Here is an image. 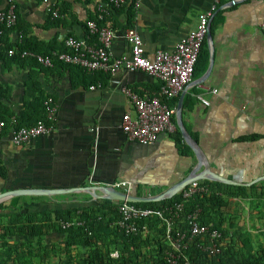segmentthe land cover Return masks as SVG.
Returning <instances> with one entry per match:
<instances>
[{"label":"crops","instance_id":"0c3cea01","mask_svg":"<svg viewBox=\"0 0 264 264\" xmlns=\"http://www.w3.org/2000/svg\"><path fill=\"white\" fill-rule=\"evenodd\" d=\"M68 1L69 13L53 24L49 13L54 0H17L19 26L43 42H63L67 36L85 39L86 21L106 0ZM130 4L127 0L118 11L107 9L112 12L110 24H117L109 48L112 57L130 53L124 37ZM209 10L210 37L202 44L195 76L184 90L181 121L212 171L242 183L231 185L249 186L264 180L260 178L264 177V32L260 27L264 0H139L133 8V27L140 33L145 55L152 59L157 50L171 51L196 27L199 14ZM17 37L18 33H11L12 40ZM42 68L0 62V84L11 89L6 104L13 112L22 107L29 74L56 105L49 132L32 136L21 146L13 144L9 133L1 137L0 164L6 176H0V192L60 190L9 197L1 201L8 210L41 213L87 207L101 200L94 195L99 193L96 189L117 181L130 182L135 193L154 195L181 180L196 164L194 153L183 155L170 133L142 144L129 140L123 131L122 115H135L124 88L142 96L155 95L159 83L150 74L119 69L114 74L83 75L62 63ZM196 93L209 103H201ZM180 94L170 107L176 127ZM254 134L258 138H248ZM228 210L252 238V232L264 235L257 215L249 213L247 200L233 198ZM44 242L62 245V235L51 233Z\"/></svg>","mask_w":264,"mask_h":264},{"label":"trees","instance_id":"16d2710c","mask_svg":"<svg viewBox=\"0 0 264 264\" xmlns=\"http://www.w3.org/2000/svg\"><path fill=\"white\" fill-rule=\"evenodd\" d=\"M82 1V0H72ZM89 1V0H84ZM107 1V0H106ZM127 8L128 18L125 29L133 27L134 2L130 0ZM58 5L59 16L52 17L51 23L57 24L64 15L70 11L68 0H54V7ZM1 7H7V0H0ZM125 7V5L123 4ZM122 6V7H123ZM118 11V8H113ZM12 27L0 26V62L2 65L32 66L43 69L36 59L32 57H20L24 50L41 55H52L53 51H70L63 42L38 41L29 36L26 27L19 26V14ZM112 12L107 10L102 19H98V12L89 19L95 20L101 26H107L111 30L117 28L109 22ZM88 43L97 44L96 35L89 33L85 24ZM18 33L17 39L12 40L11 33ZM66 38V37H65ZM205 44V43H204ZM202 47V46H201ZM13 49L14 54L9 55L8 50ZM201 51L194 67L193 77L197 70ZM55 63L78 68L81 74L88 72L78 66L66 64L53 59ZM51 66V67H52ZM93 73H104L96 71ZM107 74V73H105ZM25 94L22 107L18 113L13 112L6 100L10 96L11 89L0 84V120L6 123L4 134H10L11 130L25 126L35 125L39 121L50 124L47 118V110L44 102L48 98L43 89L37 84L35 76L29 74L24 83ZM159 94V86L157 93ZM178 97V96H177ZM172 107L177 98L161 99ZM14 119V120H13ZM172 120L174 118L172 117ZM177 148L183 155H192L193 152L185 144L178 127L170 133ZM249 139L258 138L257 134ZM0 176L5 178L4 167L0 164ZM207 186V192L194 194L184 203L183 210L176 219L174 229L187 231L185 216L196 208L200 209L199 221L202 224H211L220 236L217 239L206 237L207 242L216 243L219 252L211 254L202 250L200 243L194 239L184 250L185 256L194 264H264V242L253 243L249 231L237 221V218L229 214V204L233 198L247 200L249 213L257 215V221L264 227V180L249 186L231 185L218 181L200 180ZM137 195L142 192L137 191ZM180 193L161 201L136 202V206L143 208L161 209L162 207L180 201ZM119 201L101 199L97 203L87 207L53 210L41 213H25L19 210L10 211L8 206L0 203V264H168V253L173 250L164 237V222L155 215H150L137 220V231L125 233L117 229L113 224L119 217ZM61 221H73L68 228L61 226ZM82 224H78L77 222ZM51 233L62 235V245L59 243L44 242L46 236ZM249 236V237H247Z\"/></svg>","mask_w":264,"mask_h":264},{"label":"built area","instance_id":"2783aa9c","mask_svg":"<svg viewBox=\"0 0 264 264\" xmlns=\"http://www.w3.org/2000/svg\"><path fill=\"white\" fill-rule=\"evenodd\" d=\"M43 1L47 2L48 0ZM126 1L107 0L106 3L98 4V19L103 18V14L109 7H121ZM138 1L133 0L134 4ZM59 8L58 5H55L50 9L52 17L59 16ZM211 17L212 10L199 14L194 29L181 37L171 51L157 50L152 59L145 55L140 33L135 27L124 30V37L130 45L129 55L112 57L109 48L115 35L114 31L107 26L100 27L92 19L86 21V26L90 34L96 35L97 44H90L85 39L67 36L64 43L70 51H53L52 55L49 56L24 50L20 53V57H32L45 67H51L53 59L56 58L58 61L78 66L88 72L101 71L114 74L119 69H124L129 72L140 70L150 74L159 83V94L142 96L125 87L124 93L128 97L135 115L131 116L129 112L122 115V129L129 140L151 144L159 134L172 133L176 129L172 120L174 110L161 99L162 97H176L191 84L194 67L201 46L206 39L207 24ZM16 21V0H7V7L0 6V26L10 28L16 24ZM260 27L264 32V22ZM8 54H14V50L9 49ZM91 88L93 87L91 86ZM212 92H215V89H212ZM194 96L204 105L209 103L200 93H196ZM44 104L47 110V118L52 121L56 105L51 98H47ZM5 126L6 123L0 120V139L4 135ZM51 129V123L45 124L39 121L29 127L22 126L13 129L10 135L13 144L21 146L30 137L49 132ZM110 185L127 194L133 191L132 185L128 181H117ZM207 189V186L201 184L199 180L191 181L180 191V201L166 205L161 209L143 208L126 200L119 201L118 212L120 217L113 224L122 232L135 233L138 219L155 215L164 222V237L173 249L168 253V264H194L184 254L189 243L197 239L202 250L215 254L219 252L217 244L207 242L206 237L210 238L212 242V239H217L220 233L212 228L211 224L200 223L199 208L186 214L187 231L174 229V224L176 219H179V214L183 210L186 200L194 194L206 193ZM60 223L63 228H68L73 221H61ZM77 223L82 224L79 221Z\"/></svg>","mask_w":264,"mask_h":264},{"label":"water","instance_id":"95a60500","mask_svg":"<svg viewBox=\"0 0 264 264\" xmlns=\"http://www.w3.org/2000/svg\"><path fill=\"white\" fill-rule=\"evenodd\" d=\"M206 37H210V20L207 24ZM184 94H185V91H182L179 96L178 108L176 110V118H177V124H178L179 130L181 131L182 137L184 141L186 142V144L191 148L196 158V164L193 166L190 172L185 177H183L181 180H179L178 182L170 186L168 189L158 194L137 195L134 192V190L127 194L121 190H118L112 187L109 184V185L102 186L99 189H96L97 191H99V193L94 192L95 196H97L99 199H107L110 201L126 200L132 203L151 202V201H161L167 198H171L176 193L181 191L188 183L194 180H210V181H218V182L228 183V184H242V183H238L233 180H229L225 177H222L219 174L212 171L198 143L184 129V126L181 121V101H182ZM260 178L262 179L264 177H260ZM246 184L248 185L250 183H246ZM88 188L90 189L92 188V186ZM59 190L60 189L42 190V189H33V188L8 189V190L0 192V202L9 197L18 196L22 194H47L48 192L59 191Z\"/></svg>","mask_w":264,"mask_h":264},{"label":"rangeland","instance_id":"374dc122","mask_svg":"<svg viewBox=\"0 0 264 264\" xmlns=\"http://www.w3.org/2000/svg\"><path fill=\"white\" fill-rule=\"evenodd\" d=\"M252 234H253V238H252V240H253V243L255 244L257 241L259 242H264V235H261V234H259L258 232H252ZM249 236H251V235H249ZM249 236H247V237H249Z\"/></svg>","mask_w":264,"mask_h":264}]
</instances>
